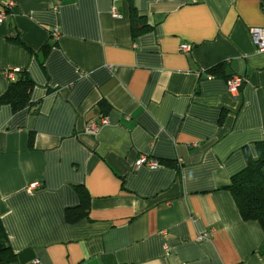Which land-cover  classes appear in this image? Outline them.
<instances>
[{"label": "crops", "instance_id": "obj_1", "mask_svg": "<svg viewBox=\"0 0 264 264\" xmlns=\"http://www.w3.org/2000/svg\"><path fill=\"white\" fill-rule=\"evenodd\" d=\"M14 2L0 95L10 71L33 87L30 106L0 104L10 264H264V229L225 188L264 140V51L249 35L264 0H132L151 26L136 36L128 0ZM222 62L223 75L208 72ZM230 76L243 79L236 94ZM140 155L159 165L136 167ZM75 186L86 214L67 222Z\"/></svg>", "mask_w": 264, "mask_h": 264}, {"label": "trees", "instance_id": "obj_2", "mask_svg": "<svg viewBox=\"0 0 264 264\" xmlns=\"http://www.w3.org/2000/svg\"><path fill=\"white\" fill-rule=\"evenodd\" d=\"M128 2L132 36L148 31L151 26L146 23L143 16L138 14L132 0H128ZM48 48L49 45L44 44L41 50L46 53ZM28 51L32 52L31 50ZM224 67L223 62L218 63L212 66L208 72L211 75H223ZM32 87L33 81L28 72L26 70L17 71L15 79L9 81L6 90L0 95V104H9L13 110L30 106ZM253 146L256 156L252 157L248 151H245L246 165L231 175L225 188L232 195L241 218L257 221L264 229V140L255 142ZM75 189L80 198V204L77 207L66 208L65 220L67 222H75L86 214V192L80 186H75ZM15 259L16 254L10 246L8 236L0 220V264H10Z\"/></svg>", "mask_w": 264, "mask_h": 264}, {"label": "built area", "instance_id": "obj_3", "mask_svg": "<svg viewBox=\"0 0 264 264\" xmlns=\"http://www.w3.org/2000/svg\"><path fill=\"white\" fill-rule=\"evenodd\" d=\"M190 2H198L200 0H189ZM2 3V6L0 7V24L5 22L9 16L10 12L13 10L15 6L14 0H0ZM262 11H264V4H262ZM112 16H117V13L115 10L112 11ZM52 35L56 37L58 35L57 28L53 29ZM249 35L250 38L256 47L258 51H264V28L261 27H252L249 29ZM190 49V46L188 44H181L180 50L183 52H186ZM8 78L10 81L14 80L16 77V71H10L7 73ZM243 79L239 76H231L227 80V89L229 92L236 94L238 91L239 86L241 85ZM107 122V119L105 116H101L98 120L91 122L88 125V130L92 132H96L97 129L105 124ZM134 165L136 167L146 165L150 168H155L159 165V162L156 159L148 158L146 155H140L134 162ZM39 182L35 181L30 183L26 190L31 191L32 189H35L39 186ZM208 237V232L201 233L197 236V240L206 239ZM35 263H38L37 260L34 261Z\"/></svg>", "mask_w": 264, "mask_h": 264}, {"label": "water", "instance_id": "obj_4", "mask_svg": "<svg viewBox=\"0 0 264 264\" xmlns=\"http://www.w3.org/2000/svg\"><path fill=\"white\" fill-rule=\"evenodd\" d=\"M243 85H244V83L242 82L241 85L238 88V91H241L242 90Z\"/></svg>", "mask_w": 264, "mask_h": 264}]
</instances>
